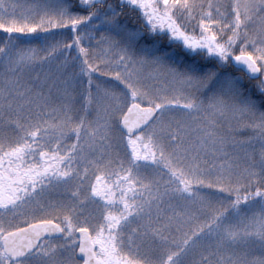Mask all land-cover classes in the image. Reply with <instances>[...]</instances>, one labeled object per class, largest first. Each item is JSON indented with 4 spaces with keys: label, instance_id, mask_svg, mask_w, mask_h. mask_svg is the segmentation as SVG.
Masks as SVG:
<instances>
[{
    "label": "snow or ice",
    "instance_id": "1",
    "mask_svg": "<svg viewBox=\"0 0 264 264\" xmlns=\"http://www.w3.org/2000/svg\"><path fill=\"white\" fill-rule=\"evenodd\" d=\"M0 264H264V0H0Z\"/></svg>",
    "mask_w": 264,
    "mask_h": 264
},
{
    "label": "trees",
    "instance_id": "2",
    "mask_svg": "<svg viewBox=\"0 0 264 264\" xmlns=\"http://www.w3.org/2000/svg\"><path fill=\"white\" fill-rule=\"evenodd\" d=\"M122 19H126V20H128V22H129L130 24L133 23V18H131V17H123Z\"/></svg>",
    "mask_w": 264,
    "mask_h": 264
}]
</instances>
